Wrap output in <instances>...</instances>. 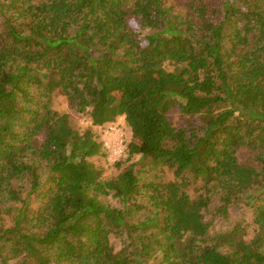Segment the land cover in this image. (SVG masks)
Wrapping results in <instances>:
<instances>
[{
	"label": "trees",
	"instance_id": "trees-1",
	"mask_svg": "<svg viewBox=\"0 0 264 264\" xmlns=\"http://www.w3.org/2000/svg\"><path fill=\"white\" fill-rule=\"evenodd\" d=\"M0 18V264H264V0H0ZM120 116L128 165L103 178L92 127ZM211 205L250 207L253 238L210 235Z\"/></svg>",
	"mask_w": 264,
	"mask_h": 264
},
{
	"label": "rangeland",
	"instance_id": "rangeland-1",
	"mask_svg": "<svg viewBox=\"0 0 264 264\" xmlns=\"http://www.w3.org/2000/svg\"><path fill=\"white\" fill-rule=\"evenodd\" d=\"M172 4L176 5V2L171 1ZM0 27L2 28V19L0 18ZM49 105L51 108L59 111L66 112L70 115L73 126L82 130L85 127L91 126L89 115L87 112H77L71 108L69 100L59 91L54 90L49 99ZM174 124H179L178 115L175 113L172 117ZM112 123L113 125H117L120 131L118 132V136H110L107 133V125H103L102 128L92 127L94 133H96V137L102 144V152L99 155H95L90 160L94 165L99 169L100 175L103 178L111 177L120 172V167L116 166V162H120L121 165L126 166L128 162L124 163V159L126 158V154L124 153L125 145L132 140L131 132L127 125L124 124V120L120 117L116 118ZM106 132V133H105ZM118 137L121 140V149L122 153L118 156L111 155V149L107 148L104 143L108 142V138ZM139 156H134L132 161H137ZM160 176V181L166 182L174 179L172 170L168 166H162L158 172ZM189 192L194 195L192 190ZM107 200L113 204H117V200L111 197H108ZM216 204H214L215 206ZM206 220L209 224V234L216 235L221 233L229 232L231 229L235 227L241 228L237 238L243 239H251L255 235L256 228L253 223L254 215L252 209L250 207H246L243 205L240 206H231L229 208V212L227 216H218L213 214V205L205 212ZM114 247L117 249L120 246V242L118 239H111Z\"/></svg>",
	"mask_w": 264,
	"mask_h": 264
},
{
	"label": "built area",
	"instance_id": "built-area-1",
	"mask_svg": "<svg viewBox=\"0 0 264 264\" xmlns=\"http://www.w3.org/2000/svg\"><path fill=\"white\" fill-rule=\"evenodd\" d=\"M112 123L114 122H109L107 123V133H109L110 136H115L118 134V132L120 131V129H118V126L117 125H113ZM105 132V133H106ZM118 136V135H117ZM104 145L107 147V148H110L111 149V155L112 156H118L122 153V149L120 147L121 145V140L117 137H114L113 140L112 138H108V142L105 141Z\"/></svg>",
	"mask_w": 264,
	"mask_h": 264
},
{
	"label": "crops",
	"instance_id": "crops-1",
	"mask_svg": "<svg viewBox=\"0 0 264 264\" xmlns=\"http://www.w3.org/2000/svg\"><path fill=\"white\" fill-rule=\"evenodd\" d=\"M117 118H118V117H117ZM121 118L124 120V117H123V116H120V119H121Z\"/></svg>",
	"mask_w": 264,
	"mask_h": 264
}]
</instances>
